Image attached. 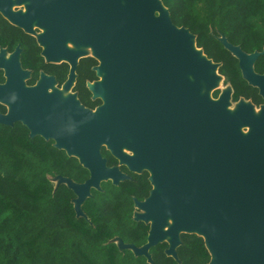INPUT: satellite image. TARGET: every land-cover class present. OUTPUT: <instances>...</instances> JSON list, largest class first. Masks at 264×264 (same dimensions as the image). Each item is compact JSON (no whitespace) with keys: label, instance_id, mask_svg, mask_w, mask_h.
<instances>
[{"label":"water","instance_id":"95a60500","mask_svg":"<svg viewBox=\"0 0 264 264\" xmlns=\"http://www.w3.org/2000/svg\"><path fill=\"white\" fill-rule=\"evenodd\" d=\"M25 1L24 13L12 11L11 0H0V9L25 30H32L33 20L45 28L38 35L42 54L69 64L64 89L75 82L79 58L87 56L66 47L67 40L90 45V56L98 61L93 66L98 78L87 87L102 103L92 110L73 92L64 97L57 89L48 92L52 76L41 74L36 86H26L19 50L9 62L0 54L7 76L0 100L8 105L0 123L20 121L30 137L52 139L89 172L80 183L55 178L75 194L76 214L84 215L81 205L101 181L129 178L118 165L106 164L100 152L106 145L128 170H147L152 185L146 198L134 199L139 211L133 218L149 223L146 243L137 247L116 239L120 248L150 261L148 249L166 241L165 253L175 258L180 233H196L211 255L207 264H264V103L259 116L244 98L231 112L230 86L216 98L204 93L221 79L219 63L196 46L186 27L171 21L161 0ZM219 39L264 99V72L253 68L264 47L247 53L224 36ZM10 93L18 97L15 103H9ZM242 126H249L245 135Z\"/></svg>","mask_w":264,"mask_h":264},{"label":"trees","instance_id":"16d2710c","mask_svg":"<svg viewBox=\"0 0 264 264\" xmlns=\"http://www.w3.org/2000/svg\"><path fill=\"white\" fill-rule=\"evenodd\" d=\"M167 8L171 21L176 26L186 27L195 37V43L204 54L218 62V73L223 83L232 89L231 100L249 99L258 106L264 101L258 88L249 84L241 74L238 59L224 47L219 37L238 45L251 53L262 51L264 30L253 31L254 17L264 13V0H161ZM207 4V20L202 23L196 17L198 5ZM212 25L211 30L207 26ZM259 27L260 25L257 24ZM19 44L22 47L21 63L32 69V78L39 70L55 76L61 83L68 73V64L46 63L40 56V48L34 38L10 25L0 17V46L9 50ZM98 61L92 56L79 59L76 68V82L73 91L80 102L93 108L99 99H91L86 83L98 77L93 70ZM258 73L264 72V52L253 63ZM218 96V90L213 91ZM12 145H19L37 154L41 160H50L53 174L34 190L28 191L19 173L24 161L11 151ZM12 159L6 176L0 177V217L10 209L12 219L0 221V264H97L92 255L105 259L102 264H207L211 255L202 236L196 233H180V244L176 257L165 253L168 244L159 242L148 249L151 260L136 255L129 248H120L115 240L140 247L147 241L149 223L133 218L134 199L143 200L152 187L149 173L129 171L124 165L120 170L128 179L113 184L109 179L100 182V188L90 189L78 216L74 210L73 191L57 176L68 177L80 183L88 178V170L76 157L53 145L52 139L40 135L29 136L28 128L16 121L12 125L0 123V168L4 167V156ZM101 155L108 166L117 165V160L105 148ZM37 201L46 205L42 212ZM19 225L18 228L15 226ZM7 240V242H6ZM119 258V259H117Z\"/></svg>","mask_w":264,"mask_h":264},{"label":"clouds","instance_id":"9594fccd","mask_svg":"<svg viewBox=\"0 0 264 264\" xmlns=\"http://www.w3.org/2000/svg\"><path fill=\"white\" fill-rule=\"evenodd\" d=\"M199 12L197 14V19L204 23L207 20L208 15V9L206 3H201L198 5ZM255 23H252V30L253 31H262L264 30V13L256 15L254 18ZM257 24L260 26L258 27ZM209 29L211 30L212 25H207ZM18 97L15 93H10L8 100L9 103H15ZM11 151L17 154V157L22 159L24 161V165L18 174L19 177H22L25 182V186L28 191L34 190V188L41 184V182H46L48 178L53 174L52 168H51V161L50 160H41L40 157L29 151L26 148H22L19 145H12ZM4 167L0 168V177L6 176L7 172L10 170V165L12 163L11 157H9L7 154L4 156ZM37 207L40 208L42 212L45 211L46 205L43 204L41 201H37ZM14 212L12 210H8L5 213V216L0 217V221H3L4 219H12L14 217ZM16 228L19 227V225L15 226ZM7 242V240H6ZM91 259L97 262V264H102L105 257L103 255L96 256L92 255ZM119 259V258H117Z\"/></svg>","mask_w":264,"mask_h":264},{"label":"flooded vegetation","instance_id":"af4514ba","mask_svg":"<svg viewBox=\"0 0 264 264\" xmlns=\"http://www.w3.org/2000/svg\"><path fill=\"white\" fill-rule=\"evenodd\" d=\"M14 1L16 2V5L17 6H15V7H12L13 6V4H14ZM25 0H23V1H21V2H17L16 0H11V4H10V8L12 9V11H14V12H16V11H21L22 13H24L25 11H26V7L25 6H23V5H21L20 3H22V2H24ZM27 3H29L28 1H27ZM0 17L2 18V19H4L6 22H8L10 25H12V26H14V27H17V28H19L22 32H24L25 34H27V35H29V36H32L33 38H34V40H35V42H36V44L39 46V48H40V56L42 57V59H43V61L44 62H46V63H53V64H59V63H61V62H65V63H67L68 64V62H66V61H61V60H59V61H53V60H48V59H46V56L44 55V54H42V49H43V47H44V45H41L40 44V42L38 41V35L39 34H41L42 32H43V27H40V26H38V25H36V20H33V21H35V22H33L32 21V23H31V31H28V30H25V28L23 27V26H21V25H19V24H17V23H15V22H13L6 14H4L3 13V11L0 9ZM45 29V28H44ZM19 50V53H18V62H19V65H20V67H21V69H23V70H26L27 71V74L25 75V76H23L22 77V80L24 81V84L26 85V86H28V87H32V86H36L37 85V83L40 81V79H41V74H45L46 75V77H48V76H52L53 78H54V81H53V83L51 84V85H54L55 87V89H57V90H59L60 92H61V94H62V91L61 90H64V84H65V82H66V79H67V77H68V73H69V64H68V73H67V75H66V78L61 82V83H59L58 81H57V79L55 78V76L54 75H52V74H49V73H46V72H44L43 70H39V72H38V75H37V77L36 78H32V69L31 68H25V67H23L22 66V63H21V53H22V47L19 45V44H16L14 47H13V49H11V50H9L6 46H0V54H1V56H2V59L4 60V61H6V62H9L10 61V58H11V56H12V54L16 51V50ZM90 56V55H89ZM84 57V56H83ZM80 58H82V57H80ZM79 58V59H80ZM78 62H79V60H78ZM78 65V64H77ZM76 68H77V66H76ZM6 81H7V76H6V73H5V68H4V66H2V65H0V85H4L5 83H6ZM75 82H76V79H75ZM75 82H73V84H72V86H71V88L69 89V93H75L76 94V97L78 98V96H77V93L75 92V91H73V86H74V84H75ZM86 86H87V83H86ZM50 86H47L46 87V89H47V91L48 92H52V90L49 88ZM88 88V87H87ZM50 90V91H49ZM89 90V89H88ZM90 91V90H89ZM258 92H259V90H258ZM68 93V94H69ZM91 93V92H90ZM219 94V93H218ZM63 96V95H62ZM231 96V95H230ZM218 97V96H217ZM90 98L91 99H99L100 100V102L99 103H97L93 108H90V109H95L97 106H99L101 103H102V101H101V99L100 98H98V97H96V98H92V93H91V95H90ZM214 98H216V97H214ZM231 99V98H230ZM78 100H79V98H78ZM246 100H249V99H246ZM80 101V100H79ZM232 101V100H231ZM233 102V101H232ZM81 103V102H80ZM264 103V101L262 102V103H260L258 106H256V107H258V109H260L259 107H260V105H262ZM82 104V103H81ZM83 105V104H82ZM8 110V105L5 103V102H3L2 100H0V113H2V114H5L6 113V111ZM16 122V121H15ZM20 122V121H19ZM24 125V124H23ZM29 131V130H28ZM45 139V138H44ZM53 145H54V141H53ZM102 147H105L104 145H102L101 147H100V152H101V148ZM106 148V147H105ZM109 151V150H108ZM70 156H73V155H70ZM73 157H76V156H73ZM77 158V157H76ZM115 158V157H114ZM78 159V158H77ZM116 160H117V158H116ZM79 161V160H78ZM117 165H118V167L119 166H121L122 164H119V162H118V160H117ZM125 166V165H124ZM126 167V166H125ZM127 168V167H126ZM119 169H120V167H119ZM122 171V170H121ZM130 171V170H129ZM147 171V170H146ZM122 172H124V171H122ZM132 172V171H131ZM148 172V171H147ZM125 173V172H124ZM135 173H137V172H135ZM149 173V172H148ZM127 174V173H126ZM128 175V174H127ZM135 210H137V209H135ZM134 213V212H133ZM116 242V241H115ZM116 244H117V242H116Z\"/></svg>","mask_w":264,"mask_h":264},{"label":"bare ground","instance_id":"6f19581e","mask_svg":"<svg viewBox=\"0 0 264 264\" xmlns=\"http://www.w3.org/2000/svg\"><path fill=\"white\" fill-rule=\"evenodd\" d=\"M20 4H24V6L27 4V1H24V2H22V3H20ZM33 22H35V21H33ZM43 29V31H44V28H42ZM66 47H68V48H70V49H73V50H76V51H80V53H83L84 51H86L87 49H89L90 50V52L92 51V49H91V46L90 45H85V44H75V43H73L72 41H70V40H67L66 41ZM200 55H202L201 53H200ZM64 59V58H63ZM63 59H60V60H63ZM102 75L103 74H101V76H100V79L102 78ZM222 78V77H221ZM218 80H221V79H218ZM55 86L54 85H51L49 88L51 89V90H53V89H55L54 88ZM50 91V90H49ZM62 91V95H63V97L64 96H67L68 95V93L70 92L69 91V89L67 88H65L64 90H61ZM226 91H228V89L227 90H225V91H223L221 94H219V95H224V93L226 92ZM250 103V101H243L242 103H245L246 105H251V103ZM241 103V102H240ZM252 106V105H251ZM226 109L227 110H229L228 109V105L226 106ZM258 111V113L256 112V110ZM254 109V107L252 106V113L254 114V115H260V113H259V111H260V109L258 110L257 108H255ZM230 111V110H229ZM242 134H243V132H242ZM245 135V134H244ZM127 148L125 147V146H123L122 147V151H124V152H127ZM129 151V150H128ZM129 153H132V151H129ZM171 222V218L170 217H168L167 218V223H166V225H164L163 226V230H166L167 228H168V226H169V223ZM164 239L165 240H169L170 239V235H165L164 236Z\"/></svg>","mask_w":264,"mask_h":264},{"label":"rangeland","instance_id":"374dc122","mask_svg":"<svg viewBox=\"0 0 264 264\" xmlns=\"http://www.w3.org/2000/svg\"><path fill=\"white\" fill-rule=\"evenodd\" d=\"M21 5H23L24 6V4H21ZM15 6H17L16 5V2L14 1V4H13V6L12 7H15ZM82 55H91V52H90V50L89 49H87L86 51H84V54H82ZM228 86L229 85H226V84H224L223 83V80H222V78H221V80H217V85H215L214 87H211L210 89H207V88H203V92L204 93H207V94H209L211 97H213V95H212V93H213V91H215V90H218V93L219 94H221L223 91H225V90H227L228 89ZM221 92V93H220ZM218 94V95H219ZM239 103V102H238ZM237 102H232L231 101V99H229V102H228V109L231 111V112H234L237 108H238V106H239V104H238ZM249 103V102H248ZM250 104V103H249ZM256 107H254V109H255ZM258 109V108H257ZM256 110V109H255ZM259 110V109H258ZM256 112L258 113V111L256 110ZM241 131L243 132V134H246L248 131H249V126H242L241 127ZM105 147H106V145H104ZM127 153H129V151L127 150ZM137 211H139V209H137Z\"/></svg>","mask_w":264,"mask_h":264}]
</instances>
